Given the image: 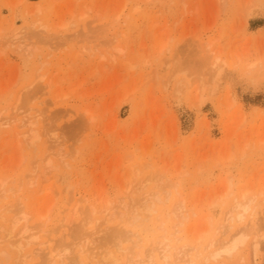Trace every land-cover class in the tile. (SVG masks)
<instances>
[{"label": "rangeland", "instance_id": "1", "mask_svg": "<svg viewBox=\"0 0 264 264\" xmlns=\"http://www.w3.org/2000/svg\"><path fill=\"white\" fill-rule=\"evenodd\" d=\"M15 108L39 138L0 122V239L19 211L38 239L0 264H264V0H0Z\"/></svg>", "mask_w": 264, "mask_h": 264}, {"label": "bare ground", "instance_id": "2", "mask_svg": "<svg viewBox=\"0 0 264 264\" xmlns=\"http://www.w3.org/2000/svg\"><path fill=\"white\" fill-rule=\"evenodd\" d=\"M118 16H117V19L121 16V12L120 13H118L117 14ZM83 16V14H81V17ZM64 25L65 24H61V26H63L64 27ZM15 37V36H14ZM17 38V37H16ZM218 62V61H217ZM216 67L218 68V69H220L221 67L220 66H217V64H216ZM222 70V69H221ZM220 70V71H221ZM40 79L41 80H43L44 79V76H41L40 77ZM47 87H48V85H46ZM50 86V85H49ZM16 109V112H18L16 115H14V116H12V117H8V118H6V119H3V120H5L4 122H2L3 120H0V122H1V125H3V126H9V127H11V128H13V129H16L17 131H16V135H17V137L18 138H25V139H29V138H31V136H33L34 138H33V141H34V139H37V138H39V134H38V130H37V126H38V124H39V121H40V117H41V113H32V112H29V111H24V110H21L20 108H15ZM19 111H21L20 113H19ZM20 140V139H19ZM30 140V139H29ZM36 141V140H35ZM35 141L33 142V143H35ZM2 184V185H1ZM8 183H7V181H1L0 182V185L2 186V188H0V194L2 193V195L1 196H4L5 195V193L7 192V190H6V185H7ZM10 190H12V189H10ZM14 191V190H13ZM4 193V194H3ZM246 199L247 198V196L245 195V197H243V199ZM244 199V200H245ZM248 200V199H247ZM245 202H247V201H240V202H238V205L237 206H235L233 209L234 210H236V207H237V209L238 208H241V209H244L245 211L246 210H248V208H249V203H245ZM249 202V201H248ZM237 204V203H236ZM78 206V205H77ZM76 207V206H75ZM94 207H92V209H93ZM2 209H4V208H2ZM77 209H79V208H75V210H74V212L76 213L77 212ZM80 210V209H79ZM109 210V209H108ZM239 210V209H238ZM8 211L9 212H11V210L9 209V210H7V213H8ZM87 211V210H86ZM85 211V212H86ZM97 209H93L92 210V212H91V214H92V216L90 217V220L88 221L89 222V224L90 223H92L93 222V220H95L94 219V217H93V215L94 214H96L97 213ZM105 211V210H104ZM115 211V210H114ZM2 212H3V210H2ZM2 212H0V220L2 219L3 221H4V214H2ZM73 212V213H74ZM99 212V211H98ZM103 212V211H102ZM4 213V212H3ZM6 213V212H5ZM90 213V212H89ZM105 213V212H104ZM84 214V213H83ZM108 214V212L106 213V215ZM45 215L46 214H43L42 216L43 217H45ZM97 215H99V214H97ZM110 215V214H109ZM112 215V214H111ZM114 215V214H113ZM238 217H239V219L238 220H242L243 218H244V215L242 214V213H239L238 214ZM28 214H26L25 212H21V211H19L18 212V214H15V216L13 217V219L12 220H9V222L11 221L12 222V226L10 227V228H6V227H2V229H1V233L3 232H5L6 233V237H5V239H0V240H2L3 241V243L5 242V241H8V243H9V245L12 247V249H18V252H20V253H22L23 252V250L26 248V247H28L29 245H31V244H34V243H37V239H38V236H35L34 234H31L30 232H32L33 233V229L31 228V227H29L28 225H27V223H28ZM10 222V223H11ZM6 223V222H5ZM23 223H25L24 224V227H22V228H20V230H19V234H15L16 233V230L21 226V224H23ZM85 226V225H84ZM83 227V226H82ZM35 228V227H34ZM207 229V228H206ZM39 230H40V228H39ZM99 230V229H98ZM206 231L208 232L209 231V229H207V230H205L204 232H202L201 234H199L200 235V238L199 239H202L203 238V235H204V233H206ZM93 232V231H92ZM200 233V232H199ZM89 235V234H88ZM94 236V235H93ZM24 240H25V242H24ZM88 241H89V239H87ZM245 240H246V237H238L237 239H235V242L233 243V246L229 249V248H225V249H221V250H218L213 256L215 257V258H218V257H220V256H222V254H223V252H231V250H233V249H235L237 246H238V244L239 243H243V242H245ZM86 241V240H85ZM88 241H87V244H88ZM200 240H198V242H199ZM259 241V240H258ZM257 240H256V242L254 243V250L255 251H258V249H259V246H260V243L258 242ZM48 243V241H40L39 242V244H40V248H42V249H44V250H47V249H49V245L47 244ZM86 243V242H85ZM90 243H91V241H90ZM163 243V247L165 248V250L168 252L169 251V248H170V244H169V241L168 240H165V241H163L162 242ZM214 243L213 242H211V244H210V246H212ZM88 246H89V244H88ZM160 246H161V244H160ZM193 247V246H192ZM195 247V246H194ZM121 248V247H120ZM162 248V247H161ZM154 249L156 250L157 248L156 247H154ZM154 249H153V251H154ZM160 249V248H159ZM186 249V248H185ZM50 250V249H49ZM158 250V249H157ZM164 250V251H165ZM187 250V249H186ZM186 250H184L186 253H187V251ZM22 251V252H21ZM127 251V250H126ZM163 251V250H162ZM165 251V252H166ZM50 251L49 252H47V254H49L50 255ZM81 253V252H80ZM178 253L180 254V253H182V251L180 250V251H178ZM5 255V257H10L11 256V254L7 251V250H0V255ZM179 254H177V255H179ZM1 255V256H2ZM30 255V254H29ZM29 255H26V256H29ZM177 255H175V256H177ZM181 256H188V258H189V254H180ZM163 256L165 257V259L168 261V259H170V254L168 253H164L163 252ZM19 257V256H18ZM23 258L25 257V256H22ZM59 260L58 259H56V258H53L52 259V261L51 262H49V264H67V262H66V259L64 258V256L63 255H61V254H59ZM92 257V256H91ZM153 256H152V254L150 255V258H152ZM178 257V256H177ZM26 258V257H25ZM24 258V259H25ZM109 259L110 258H114V256L112 255V253H110V255H109V257H108ZM132 257H130V259H129V263L131 264V263H133V258L131 259ZM8 259V258H7ZM109 259H108V261H109ZM112 261H113V264H120V261L118 260V259H111ZM150 260H152V259H150ZM187 260V259H186ZM185 260V261H186ZM154 261V260H153ZM152 261V262H153ZM166 261V262H167ZM175 261V260H174ZM189 261V260H188ZM192 261V260H191ZM194 262V261H193ZM192 262V263H193ZM111 263V262H110ZM150 263H151V261H150ZM154 263V262H153ZM167 263H169V262H167ZM180 262H179V259L177 258V260L173 263V264H179ZM102 264V263H101ZM104 264V263H103ZM112 264V263H111ZM140 264H141V262H140ZM143 264V263H142ZM155 264V263H154ZM194 264V263H193Z\"/></svg>", "mask_w": 264, "mask_h": 264}]
</instances>
